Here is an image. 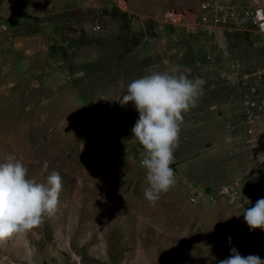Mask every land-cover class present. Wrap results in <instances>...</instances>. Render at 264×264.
Listing matches in <instances>:
<instances>
[{"label": "rangeland", "instance_id": "obj_1", "mask_svg": "<svg viewBox=\"0 0 264 264\" xmlns=\"http://www.w3.org/2000/svg\"><path fill=\"white\" fill-rule=\"evenodd\" d=\"M202 1L0 0V163L23 158L29 178L58 171L63 185L54 215L0 241V264H219L231 247L264 259V230L243 216L264 198V33L247 0L207 32ZM154 72L204 83L175 186L152 206L139 113L119 100Z\"/></svg>", "mask_w": 264, "mask_h": 264}, {"label": "clouds", "instance_id": "obj_2", "mask_svg": "<svg viewBox=\"0 0 264 264\" xmlns=\"http://www.w3.org/2000/svg\"><path fill=\"white\" fill-rule=\"evenodd\" d=\"M204 81L180 73L154 72L133 80L119 102H132L139 119L131 129L145 150L142 166L148 187L144 197L152 206L175 186L174 152L179 148L184 114L198 106ZM43 172L49 171L44 162ZM62 176L51 171L46 182L28 177L23 158L10 156L0 163V241L24 234L55 214L60 203ZM239 216V215H236ZM244 220L251 231L264 230V198L245 210ZM229 244L232 238L228 237ZM219 264H264L259 255H242L235 247Z\"/></svg>", "mask_w": 264, "mask_h": 264}, {"label": "built area", "instance_id": "obj_3", "mask_svg": "<svg viewBox=\"0 0 264 264\" xmlns=\"http://www.w3.org/2000/svg\"><path fill=\"white\" fill-rule=\"evenodd\" d=\"M247 2V13L251 17L252 23L259 32L264 33V0H247ZM173 14H170V16H177L175 13ZM240 15L241 9L239 8L238 4L234 1L203 0L201 2L199 12L194 15L193 21H199L204 30L209 33H212L215 28L219 25L231 24L237 21L240 18ZM262 72L264 74V64ZM246 105L254 106L256 105V103L251 99H246ZM217 193L230 195L233 199L246 198V196L241 197L237 189L233 190V188L229 189L228 187L217 191ZM252 199L253 198L247 199V202L249 204H252ZM193 200L196 201L197 199L193 198Z\"/></svg>", "mask_w": 264, "mask_h": 264}]
</instances>
